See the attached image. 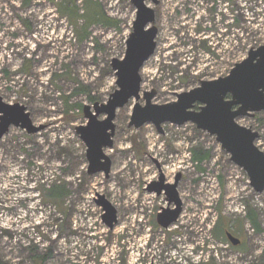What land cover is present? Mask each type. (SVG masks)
Here are the masks:
<instances>
[{"label": "rangeland", "instance_id": "1", "mask_svg": "<svg viewBox=\"0 0 264 264\" xmlns=\"http://www.w3.org/2000/svg\"><path fill=\"white\" fill-rule=\"evenodd\" d=\"M59 1L0 0V97L24 106L33 125L42 126L34 134L10 127L0 138V264H264V191L252 190L215 138L190 123L163 124V133L152 124L127 126L133 105H144L143 92L154 90L155 104L175 101L200 81L226 76L250 48L264 45V0L148 2L156 11L157 46L140 71V99L116 112L113 147L105 150L108 178L87 175L75 127L86 123L83 105L106 102L116 90L109 64L124 55L135 10L130 0H93L119 26L93 25L81 41L55 8ZM237 122L258 133L255 144L264 152V113ZM192 149L208 151L209 160L195 165ZM152 160L171 181L182 174L184 209L167 230L155 220L159 201L143 188L157 175ZM53 181L66 184L61 204L39 193ZM97 194L117 210L112 230L101 221ZM220 218L241 245L213 235ZM36 254L45 259L35 263Z\"/></svg>", "mask_w": 264, "mask_h": 264}, {"label": "water", "instance_id": "2", "mask_svg": "<svg viewBox=\"0 0 264 264\" xmlns=\"http://www.w3.org/2000/svg\"><path fill=\"white\" fill-rule=\"evenodd\" d=\"M135 10L131 33L125 40V51L121 59L113 58L110 68L115 76L116 90L106 102L83 105L82 114L86 123L75 127V133L84 144L89 176L102 173L109 177L112 162L106 149L113 147L116 112L131 99H140L142 78L140 71L144 63L154 54L158 28L155 25L157 6L160 0H130ZM155 91L143 92L144 105L136 102L128 122L129 128L138 129L152 124L162 133V125L170 123L183 126L190 123L199 131L215 138L229 161L247 176L249 186L260 194L264 191V152L255 144L259 135L251 128L238 124L237 119L252 117L254 113H264V45L250 48L246 57L235 63L226 76L200 81L199 86L189 91L175 94L176 100L155 104ZM197 107V109H195ZM103 116V119H99ZM10 127L20 128L28 134L42 130L34 126L26 108L18 103H5L0 97V138ZM181 174L175 176L173 184L149 186L147 191L160 194L163 190L167 201L174 207L161 209L156 215V223L162 229L174 224L181 214L182 202L177 191ZM95 204L102 210L101 221L112 229L117 224L116 208L100 194ZM232 246L240 240L227 235Z\"/></svg>", "mask_w": 264, "mask_h": 264}, {"label": "trees", "instance_id": "3", "mask_svg": "<svg viewBox=\"0 0 264 264\" xmlns=\"http://www.w3.org/2000/svg\"><path fill=\"white\" fill-rule=\"evenodd\" d=\"M29 1V0H28ZM214 3L219 0H212ZM226 1V0H225ZM229 1V0H228ZM55 8L57 9L59 15L67 20L69 25L72 27V31L76 38H80L81 41L87 40L90 36L89 28L93 25H99L104 28H114L118 29L119 21L110 18L102 8L101 4L93 0H82V5L79 7L75 0H60L55 3ZM213 12V10H212ZM235 20V19H234ZM235 26L239 25L238 20H235ZM81 23V24H80ZM238 27V26H237ZM91 102L95 99L91 96L88 97ZM191 161L195 165L199 163L206 162L209 160L210 155L208 151H202L201 149L191 150ZM39 193L42 195L43 199L48 200L52 203L61 204L62 201L67 196L66 184L59 181L50 182L47 186L41 185L38 188ZM222 218L212 229L213 235L222 240L223 229L228 228L225 223L221 224ZM246 219L250 222V225L257 232L260 231L259 225L257 223L256 217L253 211L247 212ZM33 258L35 263L42 262L44 259L40 254H36ZM41 259V260H40ZM37 260V261H36ZM40 260V261H39ZM39 261V262H38Z\"/></svg>", "mask_w": 264, "mask_h": 264}, {"label": "flooded vegetation", "instance_id": "4", "mask_svg": "<svg viewBox=\"0 0 264 264\" xmlns=\"http://www.w3.org/2000/svg\"><path fill=\"white\" fill-rule=\"evenodd\" d=\"M195 109H197V107L195 108ZM202 132V131H201ZM162 133H163V130H162ZM213 137V136H212ZM153 161V163L155 164V166H156V170H157V175L156 176H153L152 178H149V180L144 184L145 186L143 187L144 188V191L146 192V194H149V195H153L154 196V201L155 202H158L159 203V207H158V210L156 211L157 212V214L159 213V212H161V209H166V208H170V209H172L174 206L172 205V204H169L168 203V201H167V198H166V196H165V193H164V190L160 193V194H156V193H154V192H148L147 191V189H148V187L149 186H152V185H157V186H159V184H157V183H159V178H160V176L162 175L163 176V179H164V181H163V183L160 185V186H162V188L164 189V186L165 185H167V184H173V182H174V179H175V176H176V174H178V173H176L174 176H173V179H172V181H171V179L170 178H167L165 175H164V172H163V170H162V164H160V162H158L157 160H152ZM180 173V172H179ZM181 174V173H180ZM181 182H182V174H181V177H180V179L178 180V184H177V191H178V193H179V188H180V184H181ZM145 194V193H144ZM101 195V194H100ZM104 196V195H103ZM179 197H180V194H179ZM96 198V197H95ZM95 198H94V202H95ZM181 199V198H180ZM181 202H182V211H181V214H182V212H183V209H184V204H183V200L181 199ZM157 214H155V220H156V215ZM180 214V215H181ZM180 215H179V217H180ZM148 217H149V215H148ZM178 220H179V218H178ZM177 220V221H178ZM176 221V222H177ZM117 222H118V218H117ZM175 222V223H176ZM216 225V224H215ZM114 227H115V225H114ZM113 227V228H114ZM112 228V229H113ZM169 228V227H168ZM214 228V227H213ZM212 228V229H213ZM112 229H110V230H112ZM228 234H230V235H232L233 237H235L233 234H232V230L230 229V228H226V229H223V235H222V240L223 241H225V242H227L229 245H231L232 246V244L229 242V240H228V237H227V235ZM236 238V237H235ZM241 241H240V243H239V245H241ZM239 245H237V246H239ZM237 246H232V247H237ZM45 259V258H44ZM43 259V260H44Z\"/></svg>", "mask_w": 264, "mask_h": 264}, {"label": "built area", "instance_id": "5", "mask_svg": "<svg viewBox=\"0 0 264 264\" xmlns=\"http://www.w3.org/2000/svg\"><path fill=\"white\" fill-rule=\"evenodd\" d=\"M173 225V224H172ZM168 229V228H167ZM165 229V230H167ZM209 240V239H208ZM145 264H158L156 259H151L149 262H146Z\"/></svg>", "mask_w": 264, "mask_h": 264}]
</instances>
